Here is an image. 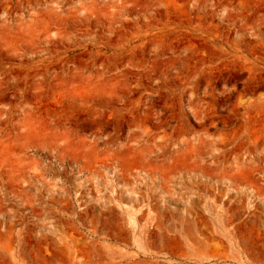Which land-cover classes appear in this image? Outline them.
<instances>
[{"label":"rangeland","instance_id":"obj_1","mask_svg":"<svg viewBox=\"0 0 264 264\" xmlns=\"http://www.w3.org/2000/svg\"><path fill=\"white\" fill-rule=\"evenodd\" d=\"M0 264H264V0H0Z\"/></svg>","mask_w":264,"mask_h":264}]
</instances>
